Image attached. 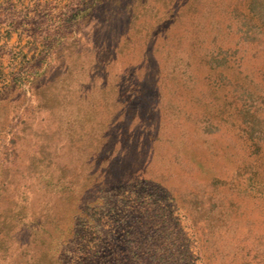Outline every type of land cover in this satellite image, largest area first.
<instances>
[{
	"label": "rangeland",
	"instance_id": "374dc122",
	"mask_svg": "<svg viewBox=\"0 0 264 264\" xmlns=\"http://www.w3.org/2000/svg\"><path fill=\"white\" fill-rule=\"evenodd\" d=\"M0 264H264V0H0Z\"/></svg>",
	"mask_w": 264,
	"mask_h": 264
}]
</instances>
